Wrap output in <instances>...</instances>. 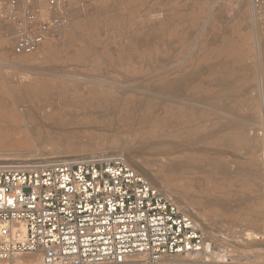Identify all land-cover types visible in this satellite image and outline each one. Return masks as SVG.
<instances>
[{
    "label": "rangeland",
    "instance_id": "374dc122",
    "mask_svg": "<svg viewBox=\"0 0 264 264\" xmlns=\"http://www.w3.org/2000/svg\"><path fill=\"white\" fill-rule=\"evenodd\" d=\"M67 1L71 7V22L93 21L92 30L80 31L70 40L60 35L49 46H55L54 49L47 51L49 47L46 48L21 68L9 67V62L14 64L16 57L11 53L10 37L0 29V166L122 156L135 171L144 169L141 171L154 176L159 191L168 190L181 209L183 206L189 209L195 223L203 222L200 226L210 230L219 243L223 237L241 232L256 216H261L263 233L258 234L261 239L235 244L218 262L245 264L234 255L240 251L248 255L251 251L264 250V145H261L264 144V0L258 9L253 7L252 0ZM74 73L79 74L77 78ZM102 104L127 105L139 113L122 114L121 124L109 128L99 119L94 121L89 117L79 124L45 123L46 128L43 126L32 133L20 127L22 125L16 127L8 123L9 105H24L25 108ZM223 112L228 115L223 117ZM133 115L150 123L125 126V119ZM234 117L243 120V124L234 122ZM180 120L186 123L185 129L179 128ZM244 121L253 127H245ZM54 126L62 128L56 130ZM180 134L204 136L199 154L202 153L206 169L217 172L224 167L236 172L237 178L232 183L212 178L211 184L203 181L192 184L171 172L169 146L161 147L160 144L172 142L170 136ZM66 146L72 148L67 150ZM220 149L222 151H218ZM237 160L242 161L238 163ZM212 184L224 189L230 185L232 197L223 195L221 198L231 202L244 200L242 209L224 221L214 216L216 209L202 205L211 198L207 191ZM199 214L206 215V222Z\"/></svg>",
    "mask_w": 264,
    "mask_h": 264
},
{
    "label": "built area",
    "instance_id": "2783aa9c",
    "mask_svg": "<svg viewBox=\"0 0 264 264\" xmlns=\"http://www.w3.org/2000/svg\"><path fill=\"white\" fill-rule=\"evenodd\" d=\"M70 10L67 0H0L11 53L58 39ZM204 248L197 224L121 156L0 166V262L38 253L41 264H168Z\"/></svg>",
    "mask_w": 264,
    "mask_h": 264
},
{
    "label": "bare ground",
    "instance_id": "6f19581e",
    "mask_svg": "<svg viewBox=\"0 0 264 264\" xmlns=\"http://www.w3.org/2000/svg\"><path fill=\"white\" fill-rule=\"evenodd\" d=\"M73 2V1H72ZM117 3V2H116ZM115 3V4H116ZM247 3V2H246ZM74 7V6H73ZM254 7V6H253ZM76 8V7H75ZM73 9V8H72ZM78 9V8H77ZM81 10V9H79ZM90 10V9H89ZM78 11V10H77ZM102 11V10H101ZM161 11V10H160ZM80 12V11H79ZM76 13V12H75ZM81 14V13H80ZM83 14V13H82ZM90 14V13H89ZM88 14V15H89ZM151 14V13H150ZM162 14V13H160ZM76 15V14H75ZM153 15V14H152ZM159 15V14H158ZM160 16V15H159ZM208 17V15H207ZM80 18V17H79ZM207 20V19H206ZM205 20V21H206ZM207 22V21H206ZM93 21H88L87 22H83V23H70L67 27V29L61 34L62 37L68 36L70 37L69 40L71 38H73V36L77 37L81 32L83 31H90L91 29V25H92ZM74 24V25H73ZM77 25V26H76ZM202 25V24H201ZM77 28V29H76ZM204 28H201V30ZM167 30V29H166ZM2 33H5L4 31H1ZM12 34V33H10ZM189 35V34H188ZM7 36V35H6ZM6 36H3L6 38ZM197 37V35H196ZM200 37V35L198 36ZM7 39V38H6ZM198 38H196L197 40ZM155 40V39H154ZM126 42V41H125ZM53 43L52 40H48L46 41L43 46L41 47V49H39L38 51L30 54V55H14L15 58V62L14 64L12 62H9V67L11 68V66L13 67H17V68H21L22 65L28 61H30L32 58H34L38 53H40L41 51H44L46 48H48L51 44ZM152 43V41H151ZM196 43V41H195ZM127 43H125L126 45ZM148 44V43H147ZM197 44V43H196ZM196 47V46H195ZM55 46L53 47H49L47 49V51H50L52 49H54ZM194 48V47H192ZM193 50V49H190ZM190 52V51H189ZM193 52V51H191ZM190 52V53H191ZM72 53V52H71ZM188 55V54H187ZM192 55V54H191ZM261 55V54H259ZM189 58V56H187ZM186 60V59H185ZM161 61V60H160ZM166 61V60H165ZM221 61V60H220ZM168 62V60H167ZM216 62V61H215ZM218 62V61H217ZM222 63V62H220ZM4 64V63H3ZM219 64V63H217ZM224 64V63H223ZM11 65V66H10ZM214 65V64H213ZM220 65V64H219ZM216 66V65H215ZM208 67V66H207ZM24 68V67H23ZM27 68V67H26ZM29 68V67H28ZM27 68V69H28ZM34 69V68H33ZM37 69V68H36ZM35 69V70H36ZM39 69V68H38ZM212 69V68H211ZM29 70V69H28ZM30 70H32L30 68ZM34 70V71H35ZM165 70V69H164ZM202 70V69H201ZM206 70V69H205ZM209 70V69H208ZM40 71L42 72V70L40 69ZM160 71V70H159ZM214 71V70H213ZM249 71V70H248ZM254 71V70H253ZM28 72V71H27ZM37 74V71H35ZM206 72V71H205ZM43 73V72H42ZM41 73V74H42ZM50 73V71H49ZM68 74V72H66ZM163 73V72H162ZM200 73V72H198ZM53 74V73H52ZM64 74V73H63ZM62 74V75H63ZM72 74V73H71ZM75 74V73H74ZM76 75V76H75ZM74 77L77 78V76L79 74H75ZM59 76H61L59 74ZM65 76V75H64ZM200 76V75H199ZM196 75V77H199ZM81 77V76H80ZM193 77V76H192ZM195 77V79H196ZM66 78V77H65ZM75 78V79H76ZM85 78V77H84ZM87 78V75H86ZM185 78V77H184ZM188 78V77H187ZM74 79V78H73ZM90 79V78H88ZM105 79V77H104ZM181 79V78H180ZM183 79V78H182ZM186 79V78H185ZM194 79V77H193ZM84 80V79H83ZM107 80V79H106ZM172 80V79H171ZM175 80V79H174ZM179 80V77H178ZM103 81V80H102ZM176 81V80H175ZM180 81V80H179ZM80 82V81H79ZM105 82V81H104ZM191 82V81H190ZM111 83V82H109ZM181 83V81H180ZM189 84V83H188ZM172 85V84H171ZM179 85V84H178ZM182 85V84H181ZM176 86V85H175ZM115 87V86H114ZM180 87V86H179ZM223 87V86H222ZM173 89V88H172ZM176 89H178V86L175 87V93H176ZM225 89V88H224ZM156 90V89H155ZM184 91V90H183ZM151 92V91H150ZM172 94V92H171ZM184 94V93H183ZM161 95V94H160ZM165 95V94H164ZM194 95V94H193ZM166 96H169L166 95ZM190 96V95H189ZM160 97V96H159ZM164 97V96H163ZM162 97V98H163ZM171 97V96H170ZM176 97V94H175ZM182 96H180L181 98ZM191 97V96H190ZM189 97V98H190ZM165 98V97H164ZM174 98V97H171ZM178 98V96L176 97V99ZM58 99V98H57ZM175 99V98H174ZM179 99V98H178ZM163 100V99H162ZM167 100V99H166ZM165 100V101H166ZM170 100V99H168ZM196 100V99H195ZM193 100V101H195ZM70 101V100H69ZM173 101V100H172ZM176 100H174L175 102ZM179 101V100H178ZM192 101V102H193ZM58 102V101H57ZM185 102V101H184ZM196 102V101H195ZM178 103V102H177ZM180 104L183 103V101H179ZM56 104V103H55ZM72 104V103H71ZM184 104V103H183ZM187 104V103H186ZM199 104V103H198ZM203 104V103H202ZM53 105V104H51ZM24 105H9L7 106V110H8V117L10 119V121H8L9 124L14 123L15 126H20L23 127L24 130L28 131V133H32L33 131L36 130H40L42 128L45 127V123H52L55 124L57 126H60L61 124H66L67 123H73V124H79V122L81 123V120L86 119V117L89 118H94L96 121V119L100 120V123L105 127V128H109L112 127V125H119L121 124L120 122V116L122 114H127L130 113L131 111H134V114H138L139 111L136 108L127 106V105H58V106H52L50 107V105H37V106H30V107H23ZM190 106V103H189ZM201 106V105H199ZM203 107V106H201ZM0 108L2 109V105H0ZM158 108V107H157ZM197 108V107H195ZM206 108V107H205ZM208 108V107H207ZM48 109V110H47ZM50 109V110H49ZM204 109V107H203ZM210 109V108H209ZM160 110V109H159ZM206 110V109H205ZM208 110V109H207ZM156 111V110H155ZM214 111V110H213ZM224 111V110H223ZM227 111V110H226ZM157 112V111H156ZM155 112V113H156ZM228 112H230L228 110ZM222 113V112H221ZM228 115V113H226ZM226 114H224L223 112V117L226 116ZM233 114V113H232ZM56 116V117H55ZM95 116V117H94ZM230 116V115H229ZM228 116V117H229ZM97 117V118H96ZM233 118V116H231ZM246 117L248 118V116L246 115ZM245 117V119H246ZM252 117V116H251ZM227 118V117H225ZM230 118V117H229ZM228 121H231V119ZM124 118H122L123 120ZM235 119V117H234ZM244 119V117H243ZM250 119V118H248ZM233 120V119H232ZM184 120H180L178 123V126L180 125L179 128L181 129H185L186 123L183 122ZM227 121V122H228ZM241 122V124H243V120H234V122ZM246 121V120H245ZM244 121V125L245 127L248 125H246L245 123L249 122V121ZM7 122V121H5ZM236 122V123H237ZM125 124V126L127 127H135V125L138 126H142V125H148L150 122L149 121H145V119H142V117H138L137 115H133L132 118H126L125 121L123 122ZM138 123V124H137ZM235 123V124H236ZM251 123V122H250ZM44 124V125H43ZM47 125V124H46ZM234 125V124H233ZM240 125V124H239ZM256 125V123H255ZM44 126V127H43ZM48 126V125H47ZM93 126V125H92ZM230 127L232 125H229ZM248 126H251V124H249ZM51 127V126H50ZM55 127V126H54ZM223 127V126H221ZM225 127V126H224ZM240 127V126H239ZM253 127V126H251ZM255 127V126H254ZM46 128V127H45ZM48 128V127H47ZM62 128V127H60ZM57 128V129H60ZM89 128V127H88ZM93 128V127H92ZM97 128V127H96ZM126 128V127H125ZM166 128V126H165ZM219 128V126H218ZM217 128V130H218ZM235 128V126H234ZM56 129V127L54 128ZM56 129V130H57ZM80 129V128H79ZM95 129V128H93ZM167 129H169V127H167ZM179 129V130H181ZM223 129V128H221ZM232 129V127L230 128ZM246 129V128H245ZM77 130V129H76ZM81 130V129H80ZM227 130V129H226ZM223 130V131H226ZM229 130V128H228ZM62 131V130H60ZM82 131V130H81ZM84 131V130H83ZM107 131V130H106ZM215 131V130H214ZM213 131V132H214ZM222 130H220L221 132ZM222 131V132H223ZM246 131V130H245ZM52 132V131H51ZM63 132V131H62ZM218 132V131H217ZM257 132V131H255ZM71 133V131H70ZM245 133V132H244ZM210 134V133H209ZM256 134V133H255ZM254 134V135H255ZM55 135V134H54ZM67 135V134H66ZM204 135V134H203ZM31 136V134H30ZM42 136V135H41ZM214 136V135H213ZM257 136V134H256ZM261 136V135H259ZM173 141H168L165 142L164 144H160L161 147L168 145V152L169 156H171L172 160L169 163V170L181 177H185L187 180H189V182H191L192 184L195 183L196 181H203L206 182V184H211L214 180H212V178H218L220 180H226L228 183H232L237 177V173L236 172H231L230 170H228L227 168H220L219 171L215 172L214 170L209 171L205 164V160L203 158H201L202 153L199 154L200 152V148L199 145L202 144L205 141V137L204 136H197L196 134H180L177 136H170ZM215 137V136H214ZM166 138V137H164ZM254 138V137H253ZM244 139V138H243ZM249 139V138H248ZM228 140V139H227ZM264 141V140H263ZM249 142V141H247ZM74 143V142H73ZM152 143V142H151ZM150 143V144H151ZM224 143V142H222ZM262 143V141L260 142V144ZM149 144V145H150ZM99 145V144H98ZM108 145V144H107ZM152 145V144H151ZM159 145V146H160ZM206 145V144H205ZM264 145V144H261ZM148 145H146L145 147H147ZM258 146V145H257ZM204 147V146H203ZM226 147V146H225ZM263 147V146H262ZM67 150H70L72 147H65ZM144 148V147H143ZM142 148V150H143ZM207 148V147H206ZM129 149V148H128ZM127 149V150H128ZM158 149V148H157ZM160 149V147H159ZM205 149V148H204ZM218 149V148H217ZM216 149V150H217ZM139 150V149H138ZM137 150V151H138ZM202 150V149H201ZM209 150V149H208ZM207 150V151H208ZM216 150H214V153L217 152ZM213 151V150H212ZM218 151H222L221 149ZM225 151V150H224ZM223 151V153H224ZM145 152V151H144ZM159 152V151H158ZM202 152V151H201ZM211 152V151H210ZM262 152V151H261ZM128 154L130 152H127ZM146 153V152H145ZM148 153V152H147ZM152 153V152H151ZM155 153V152H154ZM163 153V152H162ZM166 153V152H165ZM164 153V154H165ZM166 153V154H167ZM204 153V152H203ZM219 153V152H217ZM222 153V155H223ZM230 153V152H229ZM235 153V152H234ZM163 154V156H164ZM206 154V153H205ZM209 154V152H208ZM232 154V153H231ZM149 155V154H147ZM157 155V154H155ZM162 155V154H160ZM211 155V154H210ZM235 155V154H234ZM261 155V154H259ZM258 155V156H259ZM128 156V155H127ZM216 156V155H215ZM227 156V154H226ZM233 156V155H232ZM236 156V155H235ZM245 156V155H243ZM122 157V156H121ZM134 157V156H133ZM100 158V157H99ZM104 158V157H103ZM101 158V159H103ZM124 158V157H123ZM129 158V157H128ZM164 158V157H163ZM229 158V157H228ZM239 158V157H238ZM254 158V157H253ZM125 159V158H124ZM137 159V158H136ZM135 159V160H136ZM165 159V158H164ZM245 159V157H244ZM84 160V159H83ZM87 160V159H86ZM126 160V159H125ZM132 160V159H131ZM150 160V159H149ZM228 160V159H227ZM231 161V158L229 159ZM233 160V159H232ZM250 160V159H249ZM70 161V160H69ZM73 161V160H72ZM80 161V160H77ZM128 165L135 171V168H133L130 163L128 162V160H126ZM242 161V160H239ZM238 160L237 162L240 163ZM244 161V160H243ZM258 161V160H257ZM75 162V161H73ZM152 162V161H150ZM225 162V160H224ZM235 162V161H234ZM236 163V162H235ZM234 163V164H235ZM30 164V163H27ZM152 164V163H151ZM244 164V163H242ZM26 165V164H23ZM219 165V164H218ZM238 165V164H237ZM247 165V163H246ZM263 165V170H264V164ZM3 166V165H2ZM5 166V164H4ZM9 166V165H8ZM137 166V165H136ZM140 165H138L139 167ZM248 166V165H247ZM166 167V166H165ZM213 167V166H212ZM251 167V166H249ZM253 167V166H252ZM143 168V167H142ZM236 169V168H235ZM248 169V168H247ZM254 169V168H253ZM138 170H140V168H138ZM144 170V169H141ZM139 171L141 172V174H143L142 176L150 183V185L155 188L156 190L159 191V188L155 183H154V176L152 177L151 175H149L148 173H146V171ZM238 170V169H237ZM240 170V169H239ZM243 170V169H242ZM246 170V168H245ZM234 171V170H233ZM252 171V170H251ZM257 171V170H256ZM136 172L138 174H140L137 169ZM163 172V171H162ZM245 173V172H244ZM263 173V172H262ZM151 174V173H150ZM247 174V173H246ZM261 174V173H260ZM163 175V174H162ZM165 175V174H164ZM239 176V175H238ZM158 178V177H157ZM184 178V179H185ZM243 178V177H242ZM264 178V177H263ZM261 180V178H260ZM263 180V179H262ZM159 184V183H158ZM196 186V185H195ZM262 186V184H261ZM229 187H231L230 185H227L226 189H224L223 187H219L217 185L212 184V187L209 188V190L207 191V195L208 197H211L210 199H206V201L202 204H206V207H213L214 209V216L216 217H220L221 219L227 218V217H231L233 216L235 213L239 212L242 207L244 206V200H240L237 199L233 202L229 201L228 199H224L221 198V196L225 195V196H231L232 197V190H229ZM252 187V186H251ZM264 189V188H263ZM165 190V189H163ZM261 192L262 189L260 188ZM162 191V189H161ZM161 191H159L161 193ZM259 191V189H258ZM165 192V193H164ZM162 191V194H166L164 195L165 198L167 200H169L171 203H173L175 206H177V208L179 209V211L184 215L189 217L191 220L192 219V215L189 214V209H185L179 206V204H177V202L175 201V199L173 197H171V194L168 190ZM240 193V192H239ZM236 194V193H235ZM241 195V194H240ZM188 200V199H187ZM178 201V200H177ZM251 201V200H250ZM180 202V201H179ZM178 202V203H179ZM182 203L180 202V205ZM188 208V207H187ZM186 210V211H184ZM219 212H221V214H219ZM250 212V211H249ZM218 213V214H217ZM199 216L201 218L204 219V221L206 222V215H202L199 214ZM200 219V218H199ZM194 221V220H193ZM201 221V220H200ZM196 222V221H194ZM203 223V222H202ZM200 222V225L202 224ZM197 224V223H196ZM228 224V222H227ZM197 224V226L200 228L203 238H204V243H205V248L203 250V252L192 256V257H188L187 259H183V258H172L167 262L168 264H237L235 262L232 261H227L225 263H218L221 259V257L225 254L229 253V250L231 251V249H234L235 244L237 243H246L245 241H250L251 239H255L260 240L261 239V235L259 236L258 234L263 233V218L261 216H256L253 221L250 223L249 227L244 228L243 230H241V232H235L232 236H227L225 239L223 237V240H221V243H219V241L217 239H215V237L213 236L212 232L206 231L204 228H202V226H200ZM207 225V224H206ZM230 225V223H229ZM204 227H206L203 224ZM235 226V225H234ZM241 228H243L242 226H240ZM209 229V228H206ZM237 229V227H236ZM239 229V228H238ZM233 232V230H232ZM232 234V233H231ZM230 235V234H229ZM238 235V236H237ZM253 237V238H252ZM255 241V242H256ZM259 242V241H258ZM250 244V243H249ZM243 248V247H242ZM245 248V246H244ZM258 253V254H257ZM38 256V258H37ZM236 257V260H240V261H245V264H264V250H262L261 252H252L248 253V255L245 253V251H240L239 253H237L236 255H234ZM240 258V259H239ZM242 258V259H241ZM15 264H41V258L39 256L38 253L32 254L30 256L24 257V256H20L17 257L15 259ZM1 264H10V262L5 261V262H0Z\"/></svg>",
    "mask_w": 264,
    "mask_h": 264
}]
</instances>
